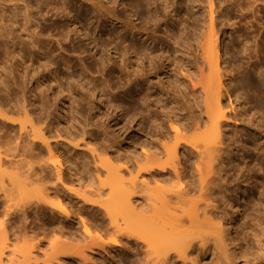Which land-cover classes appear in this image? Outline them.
I'll return each instance as SVG.
<instances>
[{
    "label": "bare ground",
    "instance_id": "1",
    "mask_svg": "<svg viewBox=\"0 0 264 264\" xmlns=\"http://www.w3.org/2000/svg\"><path fill=\"white\" fill-rule=\"evenodd\" d=\"M125 3L130 14L127 9H118L119 0H0V53L4 57H15L17 65L26 57L53 72L58 66L70 69L74 63L70 57L56 52L59 48L72 51L80 61L73 72L83 67L84 55L94 56L90 52L93 48L102 53L112 49L118 55L120 63L109 55L97 61L103 68L117 66L125 74L129 120L134 121L139 114L142 122L146 111L155 110L170 116L172 132H164L163 123L157 122L155 140L149 138L139 143L141 152L131 157L132 170L127 166V175L120 169L119 156L104 152L105 156L101 157L90 145L103 168V177L98 175L97 179L105 188L91 191L90 194L97 197L94 201L80 190L84 196L82 201L95 202L103 210L113 233L117 234L112 237L113 242L117 243L125 235L143 242L148 253L175 249L178 255L184 256L191 242L200 236V226L210 228L209 235H218L217 229H224L213 209L218 208L214 203L215 190L219 192L228 184L229 171L233 167L238 170L233 174L237 183L244 161L254 149L264 159V130L261 128L264 119L260 111L264 107V0H181L179 3L177 0H125ZM82 8L86 14L82 15ZM233 9L239 10L238 20H232ZM143 15L141 24L137 25L134 20ZM47 20L49 22L44 23ZM114 21L120 25L114 26ZM106 22L113 27L107 28ZM229 30L230 34L226 35ZM98 31L104 33V38L98 36ZM193 42L196 48L192 47ZM190 53L194 54L193 63ZM257 53H262L259 63L239 74L232 60L238 55L249 59ZM27 77L31 79L32 75ZM83 83L90 85V92L98 89L109 97L114 96L107 91L109 85L104 89L105 85L92 80L91 76ZM0 87L3 98L0 101V141L11 142L8 128L14 121L12 113L26 117L19 123L14 145L0 150V173L12 172L8 179L10 184L17 183L19 177L29 185L34 183L32 179L37 176L32 172L34 168L23 169L11 153L21 147L24 135L22 151H33L36 141L43 143L58 178L60 155L49 145L43 126L33 121L27 105L30 101L27 103L25 98V85L22 88L17 85V90H12L5 75L0 77ZM19 89L20 95L17 94ZM229 121H239L241 131L235 126L230 133ZM244 126L251 130L245 136ZM260 137H263L261 141ZM85 145L89 147V141ZM179 149L182 154L193 153L194 158L188 160L182 156V159ZM233 160L236 162L232 163ZM188 165L192 168L190 175ZM168 169L173 171V179L165 176ZM257 170L260 168L254 165L243 177H256ZM239 187L236 185V189ZM138 192L141 194L137 196L144 203L135 202L134 194ZM37 200L57 207L66 216L70 214L71 204L67 205L44 185L40 187ZM6 207L3 214L6 219H0V264L63 263V256L56 257L58 252L64 253L79 243H75L79 238L69 231L64 233L61 227L60 236L48 242L51 257L40 259L32 250L39 247V242L15 252L11 250L12 241L5 227L13 213ZM20 211L25 222V211L23 208ZM83 233V238L94 237L87 226ZM102 237L97 232L96 238ZM152 259L153 262L163 260L157 254Z\"/></svg>",
    "mask_w": 264,
    "mask_h": 264
},
{
    "label": "rangeland",
    "instance_id": "2",
    "mask_svg": "<svg viewBox=\"0 0 264 264\" xmlns=\"http://www.w3.org/2000/svg\"><path fill=\"white\" fill-rule=\"evenodd\" d=\"M180 1L177 0L178 3ZM119 2L118 9H127V13L130 14L131 11L125 0H119ZM81 12L82 15L87 13L83 8ZM232 12V20H238L239 10L233 9ZM88 16L89 14H87ZM142 18L144 15L134 20L137 25L141 24ZM170 19L168 17L167 21ZM48 22L49 20L44 23ZM107 24V28H109L110 24ZM113 25L119 26L120 22L114 21ZM113 25L111 24L110 27ZM70 26L72 27V25ZM97 33L98 36L104 38L103 32L98 31ZM228 34H230V30L227 31L226 35ZM192 47L196 48L195 42ZM56 52H60L62 56L70 57L74 62L70 69L58 66L54 72L52 69L46 71L37 66L36 61H30L26 57L22 59L21 65H17L15 57L12 55L4 57L0 53V77L6 75V80L12 90H17V85L20 88L25 85V98L27 103L30 101V104L27 105L31 110V117L36 125L43 126L44 132L48 136L49 145L58 152L61 159L58 179L43 143L36 141L33 151L30 152L27 149L22 151V145L25 144L23 140L25 137L22 135L21 147L17 145L18 149L11 151L14 154L13 160H16L23 169L28 166L34 168L32 172L36 173V177H38L34 176L32 179L34 183L31 185L24 182L22 177L18 178L17 183L10 184L8 179L12 172L8 170L4 174L0 173V219H6L3 217L4 208H8L6 206H9L10 212L13 213V217L5 224L7 235L12 241L11 250L18 252L34 242H39V247L32 250L40 259L51 257L50 249L47 246L48 242L52 238L60 236L58 229L62 227L64 233L69 231L73 236L79 238L75 241V243H79L71 246L70 250L64 253L58 252L56 257H64L63 263L59 264H264V159H261L257 149H254L250 156L246 157L238 184L233 180V174L238 170L233 167L229 171L228 184L224 185L219 192L215 190L217 200L214 203L218 205V208L213 209V213L217 219L221 220L224 229L221 231L217 229L218 235L214 233L209 235L207 233L210 228L206 225L200 226V236L191 242V245L186 249V255H178L175 249L164 253H148L143 242L125 235L121 236L117 243L111 240L117 234L113 233L112 226L108 223L103 210L95 202L82 201L86 195L91 196L90 199L94 201L97 197L90 194L91 191L94 192L97 187H104L99 184L97 179L98 175L100 178L103 177L101 173L103 168L100 167L101 164L97 157L93 155L91 146L96 148L94 152L100 153L101 157L105 156L104 152H108L110 156H119L120 169L127 175L128 169L132 170L133 159L130 160L131 157H135L136 153L141 152L139 143L144 139L155 138L153 135L154 125L159 121L164 125V132L171 131V118L165 113L164 115L161 112H155V110H148L145 112L144 121L140 122L139 114L134 121L129 120V95L125 90V74L117 66L108 65L103 68L97 61L100 57L109 55L111 59L115 58L117 63H120L118 55L112 49L107 50L106 53L91 49L90 52L94 56L84 55L81 58L83 67L76 72L72 70L75 66H80V61L75 57V53L70 50L66 52L60 48ZM257 54L252 55L249 59L238 55L232 60L233 64L238 67L239 74L251 70L253 65L259 63L262 53ZM193 56L194 54L190 53L192 63L194 62ZM78 72H81V75ZM26 74L32 75V78L28 79ZM71 76L74 78H70ZM87 76H91L92 80H96V82H102L105 85L104 89L109 85L107 91L110 94L114 93L113 98L98 89H93L90 92L88 87L90 85L83 83ZM24 77L25 83H23ZM172 92L176 91L172 89ZM1 93L0 87V101L3 99ZM17 94H21L20 89ZM225 98L224 103L227 104L228 99ZM43 99L45 101L42 103ZM260 111L264 119V107ZM11 118L14 120L11 127L8 128L11 142L5 144L0 141L1 151L14 145L13 139L19 134V123L26 120L22 113H12ZM239 121H229L228 131L230 133H233L235 126L239 132L241 131L242 125ZM26 124L28 123L26 122ZM261 128L263 131L264 126ZM249 132L251 130L244 126L243 136ZM262 139L263 137H260L258 140ZM86 141H89V147L85 145ZM178 153L181 158L182 156L187 157L188 160L194 158L191 152L182 154V149H179ZM239 154H241L240 150ZM235 162L233 160L232 163ZM225 163L230 164L229 162ZM254 165L260 168L255 172L256 177L245 179L243 175ZM42 166H44V170L40 172ZM96 168H99L100 171H97ZM187 168L189 174L192 168L190 165ZM166 175L170 179L174 177L173 171L169 169L165 172ZM146 177L148 178V176ZM259 181H261V185ZM43 185L52 194H58L64 202L68 203L67 205L71 204L69 207L73 212L69 208L70 216H66L64 212L53 205L37 200V194ZM236 185H240V187L236 189ZM76 191L81 192L84 196L81 193L80 196ZM138 194L141 192L134 194L136 195L135 202L144 203L145 201L139 198ZM88 196L86 197L89 198ZM6 199L7 201H5ZM22 208L27 217L25 222L20 214ZM84 226L90 228L94 237L83 238ZM97 232L103 237L97 239ZM201 238H203L202 241ZM156 254L163 260L151 261Z\"/></svg>",
    "mask_w": 264,
    "mask_h": 264
}]
</instances>
